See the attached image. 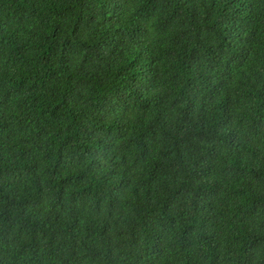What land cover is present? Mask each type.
I'll list each match as a JSON object with an SVG mask.
<instances>
[{"label": "trees", "instance_id": "1", "mask_svg": "<svg viewBox=\"0 0 264 264\" xmlns=\"http://www.w3.org/2000/svg\"><path fill=\"white\" fill-rule=\"evenodd\" d=\"M47 229L60 264H264V0H0V264Z\"/></svg>", "mask_w": 264, "mask_h": 264}, {"label": "clouds", "instance_id": "2", "mask_svg": "<svg viewBox=\"0 0 264 264\" xmlns=\"http://www.w3.org/2000/svg\"><path fill=\"white\" fill-rule=\"evenodd\" d=\"M20 0H4L5 3H13ZM168 90L166 83L153 86L149 90V98L153 103L157 116L162 117L169 99H163L161 93ZM176 90L186 96L192 95V90L186 87L182 80H179ZM63 239L59 236L56 229L42 230L37 239L32 244L30 253L27 258L20 259L23 264H60V249Z\"/></svg>", "mask_w": 264, "mask_h": 264}]
</instances>
